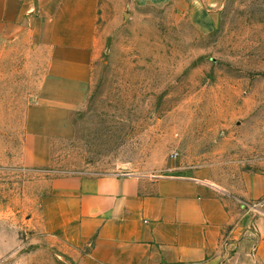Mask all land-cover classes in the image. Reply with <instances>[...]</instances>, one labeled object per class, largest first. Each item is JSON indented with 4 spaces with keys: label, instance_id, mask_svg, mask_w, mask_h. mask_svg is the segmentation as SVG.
<instances>
[{
    "label": "rangeland",
    "instance_id": "1",
    "mask_svg": "<svg viewBox=\"0 0 264 264\" xmlns=\"http://www.w3.org/2000/svg\"><path fill=\"white\" fill-rule=\"evenodd\" d=\"M104 5L71 113L42 100L38 38L0 37V264H77L42 226L57 178L198 175L239 197L264 175V0Z\"/></svg>",
    "mask_w": 264,
    "mask_h": 264
},
{
    "label": "crops",
    "instance_id": "2",
    "mask_svg": "<svg viewBox=\"0 0 264 264\" xmlns=\"http://www.w3.org/2000/svg\"><path fill=\"white\" fill-rule=\"evenodd\" d=\"M106 1L0 0V37L38 38L50 59L42 100L60 113L85 97ZM243 183L236 197L198 175L60 177L43 201L42 226L83 251L77 264H264V206L243 205L264 201V175Z\"/></svg>",
    "mask_w": 264,
    "mask_h": 264
},
{
    "label": "built area",
    "instance_id": "3",
    "mask_svg": "<svg viewBox=\"0 0 264 264\" xmlns=\"http://www.w3.org/2000/svg\"><path fill=\"white\" fill-rule=\"evenodd\" d=\"M119 176H126V175H119ZM243 205H244L245 207L250 208V209H255L257 212H260L262 206H264V201L260 202V203L257 204V205H254V206H253V205L246 204V203H243Z\"/></svg>",
    "mask_w": 264,
    "mask_h": 264
}]
</instances>
